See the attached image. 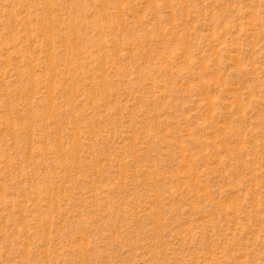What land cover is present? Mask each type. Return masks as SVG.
Instances as JSON below:
<instances>
[{
  "label": "rangeland",
  "instance_id": "1",
  "mask_svg": "<svg viewBox=\"0 0 264 264\" xmlns=\"http://www.w3.org/2000/svg\"><path fill=\"white\" fill-rule=\"evenodd\" d=\"M0 264H264V0H0Z\"/></svg>",
  "mask_w": 264,
  "mask_h": 264
}]
</instances>
